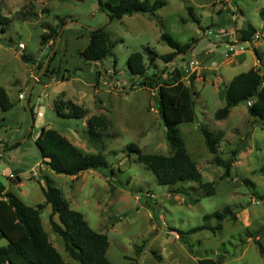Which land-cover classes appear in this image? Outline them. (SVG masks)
Listing matches in <instances>:
<instances>
[{
  "label": "rangeland",
  "instance_id": "rangeland-1",
  "mask_svg": "<svg viewBox=\"0 0 264 264\" xmlns=\"http://www.w3.org/2000/svg\"><path fill=\"white\" fill-rule=\"evenodd\" d=\"M99 1L106 0H0V14L9 20L4 31L0 25V87L11 103L8 111L0 110V182L32 207L44 202L46 182L59 189L72 210L107 236L111 264H197L202 258L264 264V122L248 114L246 103L225 119L214 118L225 105L223 92L234 76L250 69L264 74V0H159L163 6L154 17L136 13L112 21ZM248 25L256 30V39L243 42L240 31ZM98 28H104L114 46L95 64L78 52L87 45L89 32ZM51 29L60 32L55 46L41 41ZM162 35L188 46L170 63L160 59L173 51ZM136 52L145 65L154 59L146 71L150 79L160 73L166 79L177 68L183 83L190 85L195 119L177 127L201 182L211 183V195L194 182L159 185L128 150L134 144L146 154H171L158 115L157 89L146 88L128 70V57ZM49 57V69L55 72L41 74L38 67ZM66 100L81 106L85 118L57 116L54 103ZM99 114L110 126L96 145L88 139L86 121ZM41 128L56 130L85 154L100 153L107 167L76 178L55 174L42 164L34 144ZM201 128L223 133L217 154L222 161L236 152L228 177L213 162ZM177 187L186 193L172 192ZM226 207L235 220L209 217ZM50 214L49 205L41 210L43 228L70 262L50 226ZM54 219L59 221L57 215ZM201 226L209 229L188 234ZM0 246H6L5 238Z\"/></svg>",
  "mask_w": 264,
  "mask_h": 264
},
{
  "label": "trees",
  "instance_id": "trees-1",
  "mask_svg": "<svg viewBox=\"0 0 264 264\" xmlns=\"http://www.w3.org/2000/svg\"><path fill=\"white\" fill-rule=\"evenodd\" d=\"M163 6L159 0H106L103 4L99 1V8L104 12L109 21L119 20L124 16L132 14H148L154 17L156 11ZM264 16L263 13H261ZM35 16V13H31ZM195 21V19L192 17ZM9 20L0 14V25L2 31ZM63 22H60V26ZM58 31L51 29L48 35H42L41 41L50 40L55 44ZM161 39L173 49L171 53L160 56L164 63H170L174 58L187 49V45H179L169 36L162 35ZM256 39V30L248 25L246 29L240 31V40L252 42ZM114 43L109 40L104 28H98L89 32V41L78 55L86 62L102 63L111 54ZM147 52L155 57L153 52L147 48ZM156 58V57H155ZM53 57H49V62L44 74L54 70L49 69ZM23 61H27L22 56ZM154 59H149L147 65L144 63L143 55L139 52L128 57V70L131 75L139 76L143 79L141 84L152 91L157 89L158 115L165 128L167 143L171 149L168 156L157 154H146L140 151L134 144L128 146V150L136 155L139 163L146 166L155 177L159 185L177 186L187 182L198 183L205 195L213 193L211 183H202L201 175L196 167V163L187 154L183 140L179 135L178 125L184 122H192L195 119L194 101L190 85L182 81L183 75L175 68L165 79L164 74L155 75L150 79L147 74L148 67L153 65ZM44 64L41 65L39 71ZM66 79L65 76L61 77ZM225 105L214 114L216 120L225 119L230 111L241 103L251 101V106L247 107L248 114L255 120L264 122V74L255 69L240 73L232 78L229 85L223 92ZM11 108L8 96L0 87V110L5 112ZM57 116L62 119L82 120L86 116V111L71 100L54 103ZM109 122L102 114L92 115L86 121V134L93 144L101 141L102 134L109 128ZM200 133L204 137L205 145L213 162L225 169L223 177H228L231 170L232 157L227 161H222L218 154V144L223 138L221 131L213 132L207 128H201ZM34 144L38 149L41 161L44 166L59 175L78 177L79 174L87 170H101L107 167L104 157L100 154H85L74 146L67 138L56 130L41 128L39 136ZM18 142L10 147L15 148ZM20 182V179L18 181ZM174 193H186L183 187H177ZM44 202L35 206L25 205L13 193L6 190L0 182V239L5 238L6 246H0V264H111L106 258L109 247L108 238L105 234L96 232L84 220L83 215L72 210L67 200L56 187L50 186L46 182V188L42 189ZM50 206L51 214L49 223L54 233L63 242L64 252L70 257V262L65 261L61 254L53 247L45 232L40 212L46 206ZM6 213H9V219ZM57 215L59 221H55ZM227 216L232 220L236 219L235 214L228 208L221 212H215L209 217H215L220 222ZM206 217L205 219H208ZM209 229L205 226L197 227L188 232L195 233L199 230ZM221 229V224L216 226ZM214 230V229H213ZM197 264H222L218 260L202 258Z\"/></svg>",
  "mask_w": 264,
  "mask_h": 264
},
{
  "label": "water",
  "instance_id": "water-1",
  "mask_svg": "<svg viewBox=\"0 0 264 264\" xmlns=\"http://www.w3.org/2000/svg\"><path fill=\"white\" fill-rule=\"evenodd\" d=\"M71 23H75V22H71ZM71 23H68V24H71ZM59 34H60V32H59ZM57 39H58V37L56 38V41H57ZM56 41H55V44H56ZM55 44H54V46H55ZM48 62H49V58L45 61L44 66H43L42 71H41V74L46 70ZM25 105L28 106V102L27 101H26Z\"/></svg>",
  "mask_w": 264,
  "mask_h": 264
},
{
  "label": "built area",
  "instance_id": "built-area-1",
  "mask_svg": "<svg viewBox=\"0 0 264 264\" xmlns=\"http://www.w3.org/2000/svg\"><path fill=\"white\" fill-rule=\"evenodd\" d=\"M19 47H20L21 50L25 48L23 44H20ZM18 99H23V95L19 94L18 95ZM251 103H252L251 101H248L247 102V106H251Z\"/></svg>",
  "mask_w": 264,
  "mask_h": 264
},
{
  "label": "crops",
  "instance_id": "crops-1",
  "mask_svg": "<svg viewBox=\"0 0 264 264\" xmlns=\"http://www.w3.org/2000/svg\"><path fill=\"white\" fill-rule=\"evenodd\" d=\"M225 32V31H224ZM226 34V33H225ZM210 55L206 58V59H202V61L204 62V61H209L210 60Z\"/></svg>",
  "mask_w": 264,
  "mask_h": 264
}]
</instances>
